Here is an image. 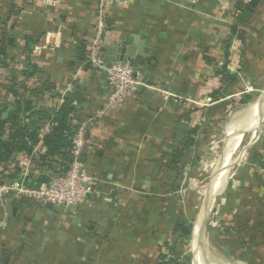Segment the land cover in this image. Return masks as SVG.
I'll return each mask as SVG.
<instances>
[{
    "label": "crops",
    "instance_id": "obj_1",
    "mask_svg": "<svg viewBox=\"0 0 264 264\" xmlns=\"http://www.w3.org/2000/svg\"><path fill=\"white\" fill-rule=\"evenodd\" d=\"M40 2L0 0V18L11 5L20 10L10 20L15 27L7 32V38H13L9 44L22 47L24 33L41 34V42L33 47L43 70L40 80L58 90L62 80L73 76L74 88L84 95L81 104H73L90 113L105 100V81L101 74L80 67L72 70L69 65L79 44H88L94 33L97 0H59L54 8ZM247 2L111 0L105 49L132 44L133 36L138 43L143 37L147 57L130 62L154 88L129 96L121 108L100 119L95 133L101 138L98 149L84 157L87 171L97 177L98 198L74 215L34 204H8L0 233V264H157L159 254L172 244L173 222L179 214L192 222V231L185 244L172 246L184 252L190 244L195 264H264V173L252 152L261 148L260 141L248 145V154L238 162L230 158L233 147L228 146V163L215 174L221 182L211 184L210 202L203 206V199L196 215L185 199L191 188L188 176L197 170L201 152L214 142L218 130L227 128L228 142L232 137L240 141L250 127L246 115L253 106L236 105L232 110L243 106L244 113L228 117L232 112L228 108L238 103L246 86L252 88L246 93L254 94L264 77V0H259L250 20L240 21ZM233 24L238 25V34L232 33ZM48 36L52 45L43 49ZM226 42V69L238 80L223 90L224 100L212 103L220 75L205 62L202 47H208L209 56L214 54L213 61L224 54ZM257 103L264 108V97ZM260 121L258 116L257 127ZM193 127L196 145L184 152L186 164L173 189L169 180L176 173L164 167L163 154L178 147Z\"/></svg>",
    "mask_w": 264,
    "mask_h": 264
},
{
    "label": "trees",
    "instance_id": "obj_2",
    "mask_svg": "<svg viewBox=\"0 0 264 264\" xmlns=\"http://www.w3.org/2000/svg\"><path fill=\"white\" fill-rule=\"evenodd\" d=\"M19 11L14 5H11L7 15L0 18V167L4 171L16 155L30 154L41 139L44 152L38 154L36 158L40 163L39 167L43 169L47 167L53 173H59L70 158L73 128L69 118L77 113V107L66 100L59 108H48L40 104L47 92L51 97H55L56 88L53 83L40 80L39 75L43 74V70L32 53L33 47L41 42V34L24 33L22 47H17L16 43L10 45L7 42V32L12 31L15 27V23H11L10 20L13 16L18 15ZM231 30L233 34H238V25L233 24ZM228 46L229 42H226L224 55L227 59L229 56ZM10 49H14L15 52L11 53ZM87 51V43L79 44L76 49L75 61L69 65L72 70L78 67L83 70L89 69V65L84 62ZM207 51L208 47L203 46L204 60L210 64L212 58L207 54ZM227 59L221 68L216 69V73L220 75V85L211 93L215 99L220 97L228 85L238 80L235 74L226 69ZM252 96L251 93H244L237 104H231L228 112L236 105L249 103ZM37 105H39L38 108H36ZM46 123H50L48 131L41 134L39 138ZM195 133L196 128L188 129L187 136L181 139L179 146L163 154L164 167L170 172L176 173V176L169 180L173 189L178 187V177L186 164L184 152L186 150L190 152V147L196 145V140L193 137ZM260 143L264 150V133L260 138ZM257 150L255 148L252 151L253 157L257 158L259 165H262L260 155L258 152L255 153ZM57 160L62 163L58 167H54L53 163H56ZM18 204L13 202V205L18 206ZM173 223L172 244L167 246L166 253L159 254L157 264H189L192 258L190 252L175 251L172 246L176 243L185 244L189 240L192 222L185 215L179 214Z\"/></svg>",
    "mask_w": 264,
    "mask_h": 264
},
{
    "label": "built area",
    "instance_id": "obj_3",
    "mask_svg": "<svg viewBox=\"0 0 264 264\" xmlns=\"http://www.w3.org/2000/svg\"><path fill=\"white\" fill-rule=\"evenodd\" d=\"M200 0H187L190 5H195ZM126 2V0H121ZM41 5L45 7H56L59 5V0H41ZM111 0H97L98 15L94 26V33L88 41V51L85 57V63L89 65V69L97 74H105L106 97L101 107L93 110L90 113H85L77 108V113L70 116V125L73 128L72 147L70 150V158L59 173H53L50 169L39 167V161L36 160L38 154L44 152L41 139L33 147L30 154H19L14 157L12 163L7 166L4 171L0 167V207L2 215L0 217V233L5 227V221L8 218V204L25 203L34 204L44 210H55L61 214L74 215L85 204L90 203L101 195L100 190L96 187L97 177L90 174L86 167L85 161L82 162L80 157L84 159L87 155H93L98 149V140L96 137L100 119L109 114L112 110L121 108L125 103L126 98L136 93L137 87L154 88L153 85L147 83L142 75L135 70L134 65L130 61H117L107 68L104 61L105 49V30L107 25L105 18L109 13V5ZM244 9H237L236 15ZM228 38V37H227ZM52 41L50 37H46L43 49L50 47ZM37 48L32 51L36 53ZM211 58L214 54L210 55ZM213 59V58H212ZM224 54L219 55L210 64L216 73V69L221 68L226 61ZM229 68V56H228ZM227 67V66H226ZM79 68V67H78ZM77 68V69H78ZM81 68V67H80ZM76 69V70H77ZM82 69V68H81ZM217 74V73H216ZM219 74H217L218 76ZM217 78V77H216ZM220 80V78L218 79ZM73 76L70 79L62 80L58 90H55V97H51L50 93L40 103L44 107L59 106L65 101V96L68 95L74 88ZM251 87L246 86L244 93L250 92ZM226 97H218L212 99L211 102H219ZM39 105L36 106L38 108ZM50 123H46L42 129L44 134L48 131ZM264 127L259 129L255 144L260 141ZM253 137V136H252ZM98 139V140H97ZM248 150L242 152L241 157H245ZM262 165H259L261 172L264 173V150H258ZM62 161L57 160L53 163L54 167H58ZM67 169L64 171V168ZM47 175L49 181L40 183L39 185H30V180L33 174ZM14 175V178H12ZM192 264H195L194 261Z\"/></svg>",
    "mask_w": 264,
    "mask_h": 264
},
{
    "label": "rangeland",
    "instance_id": "obj_4",
    "mask_svg": "<svg viewBox=\"0 0 264 264\" xmlns=\"http://www.w3.org/2000/svg\"><path fill=\"white\" fill-rule=\"evenodd\" d=\"M262 71L264 72V69ZM259 85L260 86H259L258 90L256 92H254V94L252 96V100L245 105L246 107H244L246 109L249 106H250V108H251V106H253V108L250 110L249 113L251 114L253 112V109H256V112L254 115V116H256L255 118H258V116H259V118H261L260 113H261V107L262 106H259L258 103L254 105V103L257 100L259 102L260 94L264 89V77L261 79V82L259 83ZM263 107H264V105H263ZM242 108H243V106H240V107H237L235 110H232V112H230V115L228 117L233 119L237 114L240 115V113L241 114L244 113V111H243L244 109H242ZM241 110L243 112H241ZM250 114L246 115V120H248ZM226 120H228V119L226 118ZM263 127H264V114H263L262 120L260 121V125L258 127L254 126V125L250 126L249 130L243 134L240 141L237 140L238 142L236 141L235 137H232L230 139V141L228 142V133H226L227 128L222 127L218 130L217 137L213 140L214 142L209 144V146L206 147L205 150H203L201 152V157L199 158L200 160H199V165H198L197 170L194 171V173L192 175H189L188 178L189 177L190 178L187 179V187L190 186L191 188L188 189V193L186 194L185 199L189 203V205L191 207V211H195L194 215H196L198 213V211L201 209L202 200L205 197L204 193L207 192V190H205V189H207V188L209 190L211 189L212 185L209 186V183H210V178H211L213 170L215 171V173H214V177L212 178L213 180H211L210 184H212L215 181V178H216L215 174L220 169V167H224L228 163V159L226 158V160H227L226 161L224 159V157H225V153L229 150V147L230 146L233 147L232 149H230L231 151L229 152L230 158L232 157L233 161L234 160H236L237 162L240 161L241 160L240 158H242L241 157L242 152L245 150V148L248 145L254 143V141L256 140L257 135L259 133V129L262 130ZM252 132H254V133H252ZM241 140H242V142H241ZM250 148L251 147H249V149ZM229 167L230 166H228V169H229ZM227 173H228V170H227ZM219 177L221 178L220 175H219ZM220 182H221V180L219 181V183ZM223 183H224V181L218 186L219 189L221 188V185H223ZM185 184H186V181H185ZM210 192H211V190H210ZM211 194H213V193H211ZM186 248H188L187 252L191 253V245L190 244L187 245ZM192 263H193V257L191 258L189 264H192Z\"/></svg>",
    "mask_w": 264,
    "mask_h": 264
},
{
    "label": "water",
    "instance_id": "obj_5",
    "mask_svg": "<svg viewBox=\"0 0 264 264\" xmlns=\"http://www.w3.org/2000/svg\"><path fill=\"white\" fill-rule=\"evenodd\" d=\"M259 3V0H248L245 9L241 12L239 20L240 21H246V20H250V18L252 17L253 13L255 12V9L257 7ZM132 38H134L132 44H128V45H111L108 46L105 51H104V61H105V66L107 68L111 67L113 63L117 62V61H131V59H133V57H142L145 58L147 57V52L145 51V39L142 37L140 38L141 40L136 43L135 42V36H133ZM8 43H12L13 38L9 37L7 38ZM153 63V62H152ZM135 70L138 71L139 68H137L136 66ZM150 67V66H149ZM105 79V74L102 73L101 74V80L104 81ZM136 92L138 93H144L147 94V92L143 91V88L141 86L137 87ZM264 97V89L260 94L259 97V102L261 100V98L263 99ZM65 100L69 103H77V104H81L84 101V95L83 92L79 89L73 88L71 90V92L65 96ZM263 114H264V108L261 109V120L263 118ZM245 131H242L241 133L243 134ZM80 160L82 162H84V159L82 157H80ZM67 169V167L64 168V171ZM214 173L215 171L212 173L211 178H210V183L212 178L214 177ZM49 181V176L47 175H39V174H33L32 178L30 180V185H39L40 183H47ZM209 183V186H210ZM208 186V187H209ZM210 200V190L207 188V194L204 197L203 200V206L207 203L209 204ZM207 217V213H205V217L204 219H202L201 222V231L199 232V237H202V233L205 227V219Z\"/></svg>",
    "mask_w": 264,
    "mask_h": 264
},
{
    "label": "bare ground",
    "instance_id": "obj_6",
    "mask_svg": "<svg viewBox=\"0 0 264 264\" xmlns=\"http://www.w3.org/2000/svg\"><path fill=\"white\" fill-rule=\"evenodd\" d=\"M259 108V107H258ZM255 112H256V109H253V112L250 114V116H249V118H248V123L247 124H249V126H256L257 127V125H256V116H254L255 115ZM259 126V125H258ZM254 130V129H253ZM238 142V141H237ZM232 143V142H231ZM235 147V146H234ZM228 157V154L227 155H225V157H224V159L226 160V158ZM227 161V160H226ZM226 164V163H225ZM230 165V164H229ZM218 179H220V177H217V178H215V180H218ZM222 179V178H221ZM220 179V180H221ZM213 180V179H212ZM219 180V181H220ZM211 185V184H210ZM205 190H207V189H205Z\"/></svg>",
    "mask_w": 264,
    "mask_h": 264
}]
</instances>
